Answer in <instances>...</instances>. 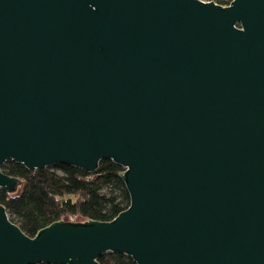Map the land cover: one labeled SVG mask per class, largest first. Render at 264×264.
<instances>
[{
  "label": "water",
  "instance_id": "water-1",
  "mask_svg": "<svg viewBox=\"0 0 264 264\" xmlns=\"http://www.w3.org/2000/svg\"><path fill=\"white\" fill-rule=\"evenodd\" d=\"M8 159H111L130 204L30 236L0 203V264H264V0H0Z\"/></svg>",
  "mask_w": 264,
  "mask_h": 264
},
{
  "label": "trees",
  "instance_id": "trees-1",
  "mask_svg": "<svg viewBox=\"0 0 264 264\" xmlns=\"http://www.w3.org/2000/svg\"><path fill=\"white\" fill-rule=\"evenodd\" d=\"M226 5L231 0H213ZM2 170L18 177L13 191L0 188V203L22 230L34 236L56 220L78 216L85 220L108 221L130 204L126 184L120 177L123 167L102 159L94 172L57 163L36 171L8 159ZM107 186V192L103 187ZM99 264H137L129 255L108 251L98 257ZM35 264H55L39 262Z\"/></svg>",
  "mask_w": 264,
  "mask_h": 264
},
{
  "label": "rangeland",
  "instance_id": "rangeland-1",
  "mask_svg": "<svg viewBox=\"0 0 264 264\" xmlns=\"http://www.w3.org/2000/svg\"><path fill=\"white\" fill-rule=\"evenodd\" d=\"M50 166H53V165H50ZM107 190H108V187L107 186H104L103 187V192H107ZM70 218V217H69ZM74 219H84V218H81V217H78V216H74L73 217Z\"/></svg>",
  "mask_w": 264,
  "mask_h": 264
},
{
  "label": "built area",
  "instance_id": "built-area-1",
  "mask_svg": "<svg viewBox=\"0 0 264 264\" xmlns=\"http://www.w3.org/2000/svg\"><path fill=\"white\" fill-rule=\"evenodd\" d=\"M74 216H70V218H73ZM74 219V218H73Z\"/></svg>",
  "mask_w": 264,
  "mask_h": 264
}]
</instances>
